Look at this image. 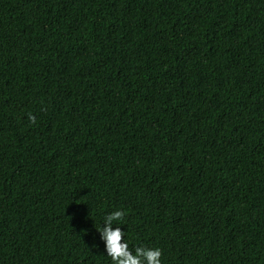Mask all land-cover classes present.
Returning a JSON list of instances; mask_svg holds the SVG:
<instances>
[{"label": "trees", "instance_id": "trees-1", "mask_svg": "<svg viewBox=\"0 0 264 264\" xmlns=\"http://www.w3.org/2000/svg\"><path fill=\"white\" fill-rule=\"evenodd\" d=\"M264 264V0H0V264Z\"/></svg>", "mask_w": 264, "mask_h": 264}, {"label": "clouds", "instance_id": "clouds-1", "mask_svg": "<svg viewBox=\"0 0 264 264\" xmlns=\"http://www.w3.org/2000/svg\"><path fill=\"white\" fill-rule=\"evenodd\" d=\"M124 212L115 210L103 218V226L97 231L103 242L104 252L110 258L112 264H162L161 250L159 248H147L135 246L134 251L129 249L121 227L114 226L123 221Z\"/></svg>", "mask_w": 264, "mask_h": 264}]
</instances>
